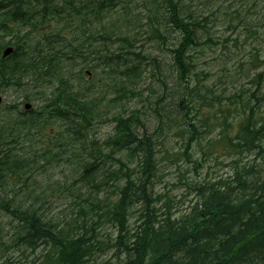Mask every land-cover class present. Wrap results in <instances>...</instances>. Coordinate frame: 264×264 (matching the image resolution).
Here are the masks:
<instances>
[{
	"label": "trees",
	"instance_id": "obj_1",
	"mask_svg": "<svg viewBox=\"0 0 264 264\" xmlns=\"http://www.w3.org/2000/svg\"><path fill=\"white\" fill-rule=\"evenodd\" d=\"M230 1L236 24L249 22L264 28L260 0H237L236 8L235 0ZM132 4L133 0H0V92L26 78L48 92L39 94L45 103L39 110L17 112L10 119L0 112V187L26 163L36 161L15 155L8 144L28 141L31 132L35 135L58 123L67 136L59 133L56 146L69 139L70 150L76 152L71 153L76 158L73 170L85 183L78 189L82 197L77 216L91 221L87 227L77 221L58 226L13 199H2L0 208L17 221L12 243L32 252L49 245L42 264H96L95 255L108 251L117 260L123 257L122 264H264V180H255L242 168L230 184H188L197 201L176 217L168 205L158 220L156 198L150 193L155 160L139 110L113 115V133L101 143L88 138L108 111L103 88L119 86L109 101L113 108L130 99V86L141 75L144 58L131 50L136 42ZM141 4L150 35L169 45L166 70L163 63L150 58L159 81V89L154 88L146 99L151 112L146 121L151 118L157 125L154 134L162 129L180 137L181 156L193 164L197 163L191 159L194 148L204 153L222 145L238 154L264 152V112L255 113L252 108L238 123L233 138L224 131L208 138L220 127L210 114L220 103L207 85L210 74L200 62L210 50L207 17L187 16L185 0H142ZM169 31L177 34L171 41L165 36ZM112 44L119 45L116 54L108 49ZM7 47L13 52L2 58ZM95 57L98 64H92ZM136 58L141 61L135 63ZM102 65L114 73L111 84H100ZM24 99L29 101L28 96ZM223 124L227 127L226 120ZM105 147L110 154H103ZM115 152H141V169L135 172L117 159L119 174L107 175L122 185L115 184L113 199H100L93 189L107 186L103 157L113 159ZM136 203L143 208L138 225L131 230L128 221ZM104 222L116 229L115 237L106 242L95 230Z\"/></svg>",
	"mask_w": 264,
	"mask_h": 264
},
{
	"label": "rangeland",
	"instance_id": "obj_2",
	"mask_svg": "<svg viewBox=\"0 0 264 264\" xmlns=\"http://www.w3.org/2000/svg\"><path fill=\"white\" fill-rule=\"evenodd\" d=\"M141 3L142 0L136 2L133 0L132 4L135 18L132 30L136 42L131 48L132 52L144 58L143 63L141 62V75L130 86L132 90L130 99L115 104L113 108L109 101L116 97L119 86L109 85L103 88L101 94L104 96L103 103L108 111L101 121L96 123L88 138L101 143L113 133L115 126L112 121L113 115L119 112L127 115L133 110H139V116L147 127L146 134L151 138L155 171L151 179L150 193L156 198L153 206L157 219L160 220L168 205L171 207V214L176 217L185 213L197 201L195 193L187 189L188 184L194 185L195 182L202 181L212 183L223 181L230 184L235 178V172L242 168L255 180H264V152L252 150L238 154L224 149L222 145H217L213 151L211 147L204 153L194 148L190 154L191 159L197 160V163L193 164L181 156L183 143L180 137H173L167 132L162 133V129L157 135L154 134L157 125L151 118L149 122L146 121L151 115L146 99L151 96L154 88L159 89V81L150 58L155 57L158 62L163 63V69L166 70L164 64L169 60L166 47L169 45H163L159 39L150 35L143 12L144 6ZM260 3L264 7L263 0H260ZM230 5V0H185L187 16L199 20L207 17V29L210 33V50L203 53L200 62L204 63L206 72L210 74L207 85L220 103L210 110V114L216 118L220 127H216L208 138H214L220 131L233 138L238 123L250 113L251 108L255 113L264 112V28L249 22L245 25L236 24L238 21L232 20L233 10ZM238 5V1L235 0L233 6L236 8ZM165 36L171 41L177 34L169 31ZM108 49L116 54L119 45L112 44ZM139 61L141 60L136 58L134 62ZM92 64H98L96 57ZM99 70H103L100 84L105 82L111 84L114 76L111 69L102 65ZM42 92L48 93L31 79H22L19 85L10 86L0 92V112L4 114L5 119H10L17 112L28 111L23 108L25 103L31 105L30 109L39 110L45 104L44 99H39ZM24 96H28L29 101H25ZM231 103L233 104L230 105ZM225 120L227 127L223 124ZM62 132L66 137L64 129L56 123L38 134L33 135L31 132L32 137L28 141L8 144V148L15 155L36 161L26 163L8 181L2 183L0 200L13 199L17 205L37 211L43 218L58 226L70 225L77 221L80 225L85 223L87 227L91 221L86 219L84 222L77 216L80 205L78 199L82 197L78 189L84 182L81 181L80 174L73 170L76 158L71 153L76 152L70 150V141L67 138L60 142L59 147L56 146L57 139L61 138L58 134ZM206 141L203 143L206 144ZM109 150L105 147L103 154H110ZM54 155L57 157L54 158ZM140 156L142 157L141 152L140 154L115 152L113 159L104 156L102 166L107 186L98 190L93 189V194L99 193L100 199H113L116 192L115 184L121 186L122 182L108 179L107 174H119V165L116 163L119 158H122L127 167L137 172L141 169L143 161ZM102 175L103 173L98 175L99 180L102 179ZM86 189L91 191L90 187L86 186ZM97 195L92 197L95 199ZM142 208L141 203L133 205L128 221L129 229L134 230L138 225ZM16 224L17 221L0 208V264H42V256L48 251L49 245H40L34 252L24 249L23 246L14 245L12 238ZM95 230L105 242L109 237L112 239L116 235V229L107 222ZM99 255H95L96 264L103 262L122 264L123 257L117 260L111 251Z\"/></svg>",
	"mask_w": 264,
	"mask_h": 264
},
{
	"label": "water",
	"instance_id": "obj_3",
	"mask_svg": "<svg viewBox=\"0 0 264 264\" xmlns=\"http://www.w3.org/2000/svg\"><path fill=\"white\" fill-rule=\"evenodd\" d=\"M11 52H12V48H6L3 51L2 57L4 58V57L8 56ZM28 108H29V105H25V109H28Z\"/></svg>",
	"mask_w": 264,
	"mask_h": 264
}]
</instances>
